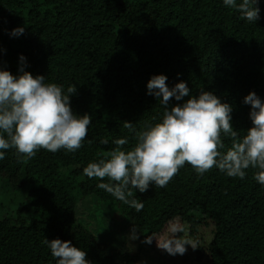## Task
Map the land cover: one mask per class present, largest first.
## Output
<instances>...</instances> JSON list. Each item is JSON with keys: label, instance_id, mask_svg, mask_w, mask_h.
I'll return each mask as SVG.
<instances>
[{"label": "trees", "instance_id": "16d2710c", "mask_svg": "<svg viewBox=\"0 0 264 264\" xmlns=\"http://www.w3.org/2000/svg\"><path fill=\"white\" fill-rule=\"evenodd\" d=\"M258 6L259 19L248 22L222 0H0V67L17 74L23 54L33 76L76 87L71 108L91 117L76 151L41 148L18 159L14 149L5 150L0 180L5 190L24 194L0 212V264H56L45 238L71 241L91 264H140L128 251L117 258L107 252L88 220L91 200L102 215L117 212L123 229L135 227L138 240L153 236L147 246L173 264H264V186L253 179L255 169L243 179L216 167L198 175L185 162L166 186L133 190L143 203L139 212L82 171L114 149L129 150L135 133L162 118L163 106L147 93L153 74H165L169 87L183 80L191 95L209 90L229 103L242 137L252 124L243 97L255 91L264 99V0ZM17 26L23 34L10 35ZM121 138L128 143L116 145ZM83 202L88 210L81 216ZM174 224L184 229L179 236L198 244L195 250L170 255L156 246Z\"/></svg>", "mask_w": 264, "mask_h": 264}, {"label": "clouds", "instance_id": "9594fccd", "mask_svg": "<svg viewBox=\"0 0 264 264\" xmlns=\"http://www.w3.org/2000/svg\"><path fill=\"white\" fill-rule=\"evenodd\" d=\"M248 22L259 19V0H222ZM17 26L12 36L23 34ZM18 73L0 67V160L5 150L14 149L18 159L32 158L42 149L57 152L60 149L76 151L81 148L91 123L89 114L74 113L70 95L76 87L45 82V76L25 70L26 57L19 56ZM167 76L153 74L147 81V93L157 98L164 110L162 118L135 133L136 143L127 151L112 150L107 157L90 161L83 174L96 178V187L105 190L119 201L139 212L143 203L133 197V190L145 192L150 184L164 187L178 170L188 162L198 175L216 167L229 177L243 179L246 170L255 169L253 179L264 186V99L249 91L243 103L250 106L252 122L240 137L231 124V105L222 102L212 91L201 90L191 95L187 82L181 80L169 87ZM188 97L187 99H184ZM182 103L170 104V99ZM135 131L130 122L125 123ZM231 139L226 148L221 135ZM101 144H107L105 139ZM123 146L126 138L114 141ZM184 229L172 225L170 235L156 238V246L170 255H183L186 246L198 247L194 241L178 235ZM136 239V228L131 230ZM151 244L153 236H146ZM43 243L50 249L56 264H91L86 251L69 240L47 239Z\"/></svg>", "mask_w": 264, "mask_h": 264}, {"label": "rangeland", "instance_id": "374dc122", "mask_svg": "<svg viewBox=\"0 0 264 264\" xmlns=\"http://www.w3.org/2000/svg\"><path fill=\"white\" fill-rule=\"evenodd\" d=\"M7 184L0 180V204H3V207H0V212L5 209H10L14 207L24 194V190L8 191L5 190ZM82 207V208H81ZM79 213L82 216V211L85 213L88 210L86 204L83 202L80 205ZM89 210L93 211L94 215L88 216V220H91L95 224L96 234L98 239L101 241L107 242L108 248L107 252L111 255H114L115 258L119 256V252L128 251L129 253L135 254L137 261L140 264H173L170 261H167L154 252L147 246L144 241L133 239L131 233L127 229H123L122 225H119L120 215L117 212L111 214L102 215L98 211L97 206L94 205V201L91 200V206ZM128 237V239H126ZM120 250V251H119ZM174 264H208L204 260L200 261H183L180 259L179 262Z\"/></svg>", "mask_w": 264, "mask_h": 264}]
</instances>
